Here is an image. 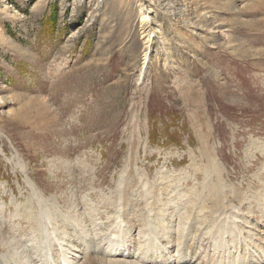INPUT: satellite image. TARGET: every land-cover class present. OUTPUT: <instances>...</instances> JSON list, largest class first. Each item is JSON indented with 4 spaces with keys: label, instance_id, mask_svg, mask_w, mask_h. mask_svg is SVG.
I'll use <instances>...</instances> for the list:
<instances>
[{
    "label": "rangeland",
    "instance_id": "1",
    "mask_svg": "<svg viewBox=\"0 0 264 264\" xmlns=\"http://www.w3.org/2000/svg\"><path fill=\"white\" fill-rule=\"evenodd\" d=\"M68 261L264 264V0H0V264Z\"/></svg>",
    "mask_w": 264,
    "mask_h": 264
},
{
    "label": "bare ground",
    "instance_id": "2",
    "mask_svg": "<svg viewBox=\"0 0 264 264\" xmlns=\"http://www.w3.org/2000/svg\"><path fill=\"white\" fill-rule=\"evenodd\" d=\"M215 189H216V188H215ZM215 189L213 188V190H215ZM177 255H178V253H177ZM67 263H68V264H71L72 262H71V261H68Z\"/></svg>",
    "mask_w": 264,
    "mask_h": 264
}]
</instances>
